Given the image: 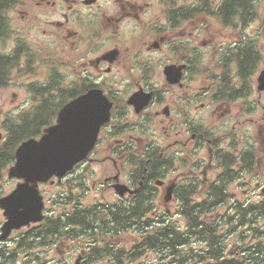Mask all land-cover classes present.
<instances>
[{"label":"flooded vegetation","instance_id":"flooded-vegetation-1","mask_svg":"<svg viewBox=\"0 0 264 264\" xmlns=\"http://www.w3.org/2000/svg\"><path fill=\"white\" fill-rule=\"evenodd\" d=\"M30 1L31 5L15 0L11 10L21 15L22 22L44 25L42 32L52 38L47 42L48 79L74 85L77 95L99 88L111 102L109 119L100 126L94 146L103 135L109 138L112 172L99 186L111 188L114 199L86 204V190L73 196L62 193L61 220L78 209L91 214L97 209L101 216L108 209L120 214L138 201L151 219L141 227L145 233L162 231L169 223L184 228L178 193H209L211 184L219 182L228 183L227 192L232 194L237 189L246 194L253 185L264 191V175L256 168V112L264 107V89L257 87V76L264 65L255 75L258 53L241 35V15L225 14L224 0ZM51 8L57 17L41 21L40 11L48 13ZM209 18L217 21L216 30L209 29ZM17 24L14 48L22 45ZM194 42L200 45L195 47ZM32 45H25L26 50ZM199 63L202 76L195 71ZM84 85L88 88L82 91ZM135 93L145 100L138 110V104L128 101ZM244 122L250 132H242ZM243 182L247 184L241 188ZM114 184L127 189L120 194ZM213 208L216 215L226 210L221 204ZM123 225L116 226L118 234L129 229ZM96 235L74 248L77 264L90 255L93 242L100 247V260L91 264H112L114 252H121L124 259L132 249L112 235ZM229 240L237 247L239 239ZM162 256L170 262L173 258ZM218 257L239 264H246L242 259L247 258L245 253Z\"/></svg>","mask_w":264,"mask_h":264},{"label":"trees","instance_id":"trees-1","mask_svg":"<svg viewBox=\"0 0 264 264\" xmlns=\"http://www.w3.org/2000/svg\"><path fill=\"white\" fill-rule=\"evenodd\" d=\"M15 0H0V41L13 32L10 25L9 11ZM255 6L251 0H224L223 6L226 15L240 14L242 21L247 19ZM248 45H253L251 42ZM21 44L9 53L0 52V87L4 86L9 78L11 67L15 65L20 55ZM31 57L28 51L25 53ZM74 85L62 86L55 79H48L45 83L32 85L30 91L38 97L37 101L18 117L6 114L1 116L5 131L0 140V180L7 167L14 161V152L17 145L25 138L39 136L43 128L53 122L58 108L69 98L77 95ZM84 85L82 91L87 89ZM46 114V115H45ZM59 184V182H58ZM226 182L211 184L209 193H178L179 211L185 217L184 228L173 227L170 223L162 231L151 229L148 233L141 230L151 219L147 207L139 208L138 201L129 206V210L117 213V210H93V214L85 210H74L64 220L61 215L57 218L45 217V222L33 229L31 235L24 239H16L17 250H28L33 246L43 245L44 242L54 243L62 237L77 239L86 236L96 238L98 232L105 236H115L120 231L116 226L127 224L129 229L136 232L138 240L132 245L124 259L121 252H114L112 263L127 264L133 259H140L142 253L153 251L157 258L152 262L138 261L137 264H213L214 260L223 261L221 264H239L237 260H220L218 255L223 253H245L247 258L242 259L246 264H264V191H260L259 199H250L246 194L241 197L227 192ZM242 183L241 186L245 187ZM264 184V183H263ZM256 188V187H255ZM72 193V187H68ZM251 189V188H250ZM260 190V189H259ZM249 192V191H248ZM247 192V193H248ZM67 193V192H65ZM245 195V196H244ZM71 196H73L71 194ZM224 205L225 211L216 215L214 208ZM207 218L204 219L203 216ZM68 218V221L66 220ZM120 223V224H119ZM126 227V226H125ZM37 230V231H36ZM36 231V232H35ZM35 232V233H34ZM108 232L109 234H107ZM239 239L238 245L230 246L229 237ZM40 237L39 241H35ZM31 238V240H30ZM106 245V244H105ZM99 246V245H98ZM96 243L90 245V255L84 258L83 264H91L100 260V247ZM232 249L228 251V249ZM10 251V248H6ZM173 255L171 262L162 256ZM17 253H9L0 249V264L16 260ZM254 255V256H253ZM217 256V259H212ZM251 256H253L251 258ZM59 264V263H58ZM67 264V263H60Z\"/></svg>","mask_w":264,"mask_h":264},{"label":"rangeland","instance_id":"rangeland-1","mask_svg":"<svg viewBox=\"0 0 264 264\" xmlns=\"http://www.w3.org/2000/svg\"><path fill=\"white\" fill-rule=\"evenodd\" d=\"M28 2L31 5V1L28 0ZM184 2L187 3L188 0ZM189 2L197 4V2L194 0H189ZM251 2H253L255 6L252 7V14L247 19L242 21L241 35L243 38L249 40V42L253 44L255 51L258 53L260 59L258 65L260 66L255 70V75H257L258 71L262 68V64L264 65V0H251ZM181 3L182 2L180 1V4ZM194 12L195 11H193V13ZM8 17L10 19V25L11 29H13V32H10L7 37L0 41V52L9 53L13 51V42L16 32L15 27L17 24V19V27L21 29L19 36L21 37L20 42L22 43V45L20 51L22 52H20L19 57L16 59L15 65L11 67L7 82L4 86L0 87V115L6 116V114H9L14 117H18L20 113L29 109L38 99V97H36L30 91V87L32 85L45 83L49 78L46 74V63L47 60H49V57L47 56V42H52V38L46 34L48 32H46L45 34L42 32V27H44V25L38 27L37 23L30 24L27 21L22 22L21 15L17 13L15 14V12L12 10L9 11ZM56 17V15L52 14V8L48 13L44 10L40 11L41 21L55 19ZM207 23L209 24V29L211 31L217 29L218 23L215 18H209V21ZM228 34L226 36H228ZM201 39L202 38H200V40ZM34 42L37 44H35ZM29 44H33V48L26 50V46H29ZM193 45L197 47L200 44L198 42H194ZM27 51L31 53V57L28 54L27 56H25V53ZM196 70L198 71V73L201 72L200 75L202 76L203 64L199 63V65L195 68V71ZM261 101L263 102L262 98ZM262 108L263 109L259 108L256 112V118L258 119V123L256 124V150L258 155V163L256 168L261 171L260 173H262V175H264V107ZM200 115L201 114H198L196 117H199ZM212 118L215 119L214 116ZM2 122L3 120L0 119V140L3 138V135L5 133ZM150 126L154 127L155 124L153 125L152 122ZM260 126L263 128H261ZM150 130H152V128ZM241 130L243 133L250 132V127L244 122L241 125ZM147 131L148 132L146 134L148 135L150 131ZM108 140L109 138H105V135H103L98 144L92 148V150L88 154L87 159L81 161V163H79L72 170L74 172H68L66 176L61 179L59 184L58 182H39L38 189L44 200V217L39 222L30 223L29 225L12 230L5 239L0 240V249L4 248L7 254L17 253V255H15L16 260L8 262L6 264H73L75 262L77 254L76 249L74 248L77 247V244L79 242L83 243L85 238H88L86 236L78 237L77 239H68L62 237L60 239H57L52 244L44 242L43 245L33 246L28 250L20 249L19 251L16 248L17 242L15 241L16 239H21L22 237L25 239L26 236L33 234V229H37L39 225L44 223L45 217L57 218L59 214H62V193L67 192L68 196H71L72 193H82L86 190L87 193L83 198V202H85L86 204L91 201H97V203L113 201L114 195L112 193V189H109L105 186H99V183L104 178V176L112 172V168L110 165L111 162L108 161V147L110 144ZM83 173H85L84 176L81 175ZM18 181L19 179L8 177L5 170L4 175L0 180V196L10 192L15 187V184ZM70 185L72 187V193H68V187H70ZM241 188L244 187L242 186ZM249 188L251 189H248L249 192L246 193L247 197L255 200L259 199L257 197L258 195H260L259 188H255L254 185L253 187ZM233 194L238 197H241L242 195L241 191H239L238 189L237 193ZM4 220L5 217L2 213V209L0 208V226L2 221ZM135 237L136 232H134L132 229H128L123 233L116 234L113 239L119 238L120 241L124 240V246L131 245L132 247V243L134 242ZM229 238H234V236ZM39 240L40 237L35 238V241ZM229 242L231 243L230 240ZM6 248H10V251H7ZM142 255L143 256H141L140 259H133L131 263H128L127 260H125V263L137 264L140 260H147L149 262H152L155 258H157V255H155L153 251H148V253L146 254L142 253ZM97 263L105 264L103 261Z\"/></svg>","mask_w":264,"mask_h":264},{"label":"water","instance_id":"water-1","mask_svg":"<svg viewBox=\"0 0 264 264\" xmlns=\"http://www.w3.org/2000/svg\"><path fill=\"white\" fill-rule=\"evenodd\" d=\"M170 73V67L165 69ZM257 87L264 89V68L257 76ZM138 93L128 99L138 104L144 101ZM111 102L99 88H89L67 102L57 111L53 123L43 129L38 137L22 140L14 152V162L8 166L7 175L19 179L15 187L0 196V208L5 217L0 226V240L13 229L37 222L43 218L44 202L39 192V182H53L51 177L60 178L74 164L85 159L92 150L100 126L109 119ZM122 194L127 187L114 184ZM75 260L74 264H77Z\"/></svg>","mask_w":264,"mask_h":264}]
</instances>
